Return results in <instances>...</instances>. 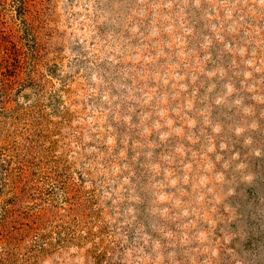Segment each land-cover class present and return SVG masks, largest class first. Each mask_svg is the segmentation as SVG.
Returning a JSON list of instances; mask_svg holds the SVG:
<instances>
[{
    "label": "rangeland",
    "instance_id": "rangeland-1",
    "mask_svg": "<svg viewBox=\"0 0 264 264\" xmlns=\"http://www.w3.org/2000/svg\"><path fill=\"white\" fill-rule=\"evenodd\" d=\"M0 264H264V0H0Z\"/></svg>",
    "mask_w": 264,
    "mask_h": 264
},
{
    "label": "trees",
    "instance_id": "trees-1",
    "mask_svg": "<svg viewBox=\"0 0 264 264\" xmlns=\"http://www.w3.org/2000/svg\"><path fill=\"white\" fill-rule=\"evenodd\" d=\"M8 49V48H7ZM9 50V49H8ZM7 53V52H6ZM7 57H9V56H7ZM14 84V82L10 79V85H13ZM10 89H11V91H13V87H10Z\"/></svg>",
    "mask_w": 264,
    "mask_h": 264
}]
</instances>
